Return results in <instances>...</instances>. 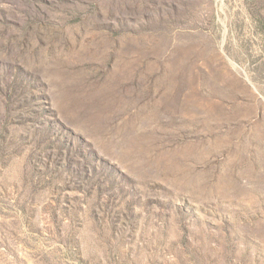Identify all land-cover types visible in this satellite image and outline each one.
<instances>
[{"label": "rangeland", "instance_id": "374dc122", "mask_svg": "<svg viewBox=\"0 0 264 264\" xmlns=\"http://www.w3.org/2000/svg\"><path fill=\"white\" fill-rule=\"evenodd\" d=\"M4 1L0 264H264V0Z\"/></svg>", "mask_w": 264, "mask_h": 264}, {"label": "trees", "instance_id": "16d2710c", "mask_svg": "<svg viewBox=\"0 0 264 264\" xmlns=\"http://www.w3.org/2000/svg\"><path fill=\"white\" fill-rule=\"evenodd\" d=\"M2 2L5 3L4 0H1ZM20 3H23L25 5V7L28 10L32 11V15L35 18H38L39 16L42 15H46V10H50V11H57V13H60L59 9L56 7V5L58 4H68L70 5V11L66 12V16L71 17L72 21H82L83 20V15H81V11L79 12L78 7L76 5H86L85 0H54V1H50V0H19ZM99 1L100 0H91L90 4H88L90 6L91 9L88 10V12L93 13V15H95L96 18L98 19H102V8L99 6ZM10 3L11 2H7ZM15 5V4H12ZM167 6V5H166ZM174 6L171 7V9L173 10ZM16 10L19 12L18 8H16ZM87 12V14H88ZM167 14V17L169 14ZM145 19H149L148 17H145ZM158 19L160 20V25H165L163 27H165V29H167L168 25L170 23H172L173 18H169L168 20H166L165 16H159ZM104 29V28H103Z\"/></svg>", "mask_w": 264, "mask_h": 264}]
</instances>
